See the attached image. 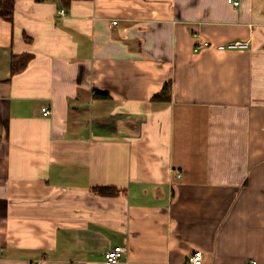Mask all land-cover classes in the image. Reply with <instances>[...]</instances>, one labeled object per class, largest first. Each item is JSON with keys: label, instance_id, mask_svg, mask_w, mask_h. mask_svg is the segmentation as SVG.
<instances>
[{"label": "crops", "instance_id": "0c3cea01", "mask_svg": "<svg viewBox=\"0 0 264 264\" xmlns=\"http://www.w3.org/2000/svg\"><path fill=\"white\" fill-rule=\"evenodd\" d=\"M116 246L118 264H264V0L0 17V264H106Z\"/></svg>", "mask_w": 264, "mask_h": 264}, {"label": "trees", "instance_id": "16d2710c", "mask_svg": "<svg viewBox=\"0 0 264 264\" xmlns=\"http://www.w3.org/2000/svg\"><path fill=\"white\" fill-rule=\"evenodd\" d=\"M63 6H68L71 0H61ZM14 11H15V0H0V17L6 19L8 21H13L14 19ZM25 38L29 40V38L25 35ZM31 55H13L11 59V70L12 75L23 70L29 63ZM170 83H167L161 92L154 95L153 101H162L166 102L170 99ZM95 96L100 98H109L108 94L96 92ZM100 196L110 197L118 195L119 189L111 186H98L93 189Z\"/></svg>", "mask_w": 264, "mask_h": 264}, {"label": "built area", "instance_id": "2783aa9c", "mask_svg": "<svg viewBox=\"0 0 264 264\" xmlns=\"http://www.w3.org/2000/svg\"><path fill=\"white\" fill-rule=\"evenodd\" d=\"M227 1L229 4H232L235 7H239L241 4V0H227ZM61 12H62V14H65V11L63 9L61 10ZM115 23H116V21H115ZM248 44L249 43L245 42V41H233V42L229 43L227 45V47L232 48V49L247 48ZM209 45H210V43L208 41L201 42L195 47L194 50H195V52H198L203 47H207ZM42 112H43L44 116H49L52 113L50 107H48V106H44L42 108ZM122 251H123V249L120 246H116V247L108 250L104 255L105 263L106 264H118L121 260V257H122ZM189 262L191 264H203L204 263L203 253L201 251H195L191 255ZM248 264H257V262L254 260H251Z\"/></svg>", "mask_w": 264, "mask_h": 264}]
</instances>
